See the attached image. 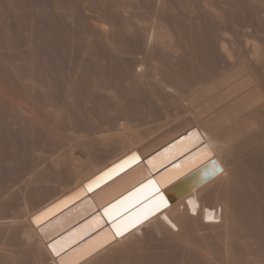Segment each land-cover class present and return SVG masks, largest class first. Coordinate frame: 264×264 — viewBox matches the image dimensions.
Wrapping results in <instances>:
<instances>
[{
    "label": "bare ground",
    "instance_id": "1",
    "mask_svg": "<svg viewBox=\"0 0 264 264\" xmlns=\"http://www.w3.org/2000/svg\"><path fill=\"white\" fill-rule=\"evenodd\" d=\"M36 1L39 2L38 7H43L42 0ZM32 2L35 3V0ZM70 2L72 3L73 0ZM58 3H54L55 7L52 6L56 12L64 2L60 5ZM81 4L77 6L84 5ZM73 5L71 8L75 7ZM38 7L29 5L27 0H0V133L2 132L0 136L6 135L5 140L13 137L20 143L34 144L36 140L44 143L43 145L50 143L49 148L52 144L56 146V151L54 155L47 156L48 153L47 157L40 156L39 162L34 163L26 172L19 174L20 171H16L17 177L11 180L10 177L7 178L8 173L7 175L0 173L9 179L7 182L5 178L0 177L7 182L6 184L3 181L6 186L0 187V264H264V208L260 205L258 198L252 196L256 194L254 189L251 196L249 194L252 191V182L255 180L257 183L261 180L259 185L263 187L262 193L263 178H259L257 172H255L256 175L249 172L247 174L244 169L246 157L258 158V160L260 157L264 162V38L262 36L261 44L258 39H261L262 34L259 35L258 32L259 38L250 37L251 40L250 38L242 39V36L236 37V35L239 36L236 33L237 21L242 20L254 25L262 23L261 26H263L264 0H102L100 5L94 6L96 14L94 18L105 24V28L93 26L94 30L89 24L94 18L90 16L91 20L87 18L82 20V8V12H71V15L68 9L74 10L68 8L70 6H67L66 13L60 10L61 7L59 14L62 15L61 11H63V15H68L69 18L79 14L83 24L85 20L89 21L91 29L86 26L87 23L84 24L85 26L82 24V28L87 27L90 31L92 30L91 32L106 46H110L111 50L112 47L114 51L119 49L114 46L121 40L119 38L120 40L116 41L121 34L127 35L133 42L137 41L135 42L138 43L137 46L140 44L138 40H141L143 45L141 48L148 52V54L145 53L147 58L139 62L140 70L135 71L136 69L131 68L134 72L129 82L133 87L128 86L129 89L127 88L126 91L123 89L124 92L120 89V85H117L119 80L118 82L114 80L117 82L116 86H113L114 82L110 85L109 78L106 79L107 76L104 74L105 70L104 73L102 72L103 76H106L104 79L103 76L102 79L97 78V70H95L97 73L94 71L97 76L93 74L94 72L85 70L88 75H86L87 72L83 74L89 79L82 74V77L80 76L81 79L84 77L86 81L90 80L88 81L90 86L87 88L84 86L85 89L82 88L83 82L80 81L77 73L76 78L73 75H68L70 78H67V75V77L64 74L61 75V69L60 75L67 79L62 80L63 78L58 76L57 79L55 74L59 71L55 73L58 68L54 63L57 62V58L56 65L62 66L63 63H59L60 54L53 57L55 52L51 54L49 52L47 54L52 56L50 57L41 50L44 30L40 27L43 22L41 14L45 11L39 10ZM76 9L74 12L79 11L78 7ZM52 10L53 8L50 11L48 9L46 13L52 14ZM233 13H237V16ZM79 16L76 19H80ZM87 16L89 18V14ZM66 17L64 19L69 20ZM178 18L185 23L180 22L181 25H179L180 19L176 21ZM203 18L211 21L209 23L205 21L204 24L214 23V28L217 30L211 28L212 25H209L210 27L202 25ZM49 19L53 20L52 23H56L54 18ZM76 19L72 18L74 21ZM78 21L79 24L80 20ZM72 22L71 24L74 23ZM78 24L76 22L74 26ZM216 24L223 28L217 27ZM90 31V35H87L86 31L87 34L83 36L91 37ZM233 31H236L235 37ZM205 32L208 33V37L206 35L202 37ZM248 34L251 35V32ZM195 36L202 37L204 42L199 40L203 43L201 47L197 43L199 37ZM90 41L96 42L94 39ZM135 46L134 44L133 49L141 50L140 46L138 47L140 49ZM106 49L105 51L108 52V48ZM126 49L125 47V50L123 48L121 51L126 53ZM82 52L79 55L84 54ZM128 52L126 54L129 57L131 54L129 55ZM163 52L170 53L169 57L173 54L181 58L180 60L187 61L183 64L177 63L180 67L186 63V67L193 69L196 65L195 68H199L204 62L200 61L204 58L196 64L192 63V60L193 57L203 54L210 55L211 58H215L214 60L220 59L222 62L217 60L215 63L218 64L219 61V64L223 63L224 67L222 66L217 73L213 71L216 75L211 73L207 77L200 75L199 78L193 76L189 80V76L179 74L177 65H172L176 67H173L175 71H171L173 69L170 70L171 67L169 71L163 69L168 62L175 64L178 57L176 61L173 59L174 63L173 60L171 62V58L168 61V55L165 54L168 62L164 60L166 62L163 63L164 65L156 64L155 60L149 58L150 55L154 58L157 54L156 61L159 63L162 58L159 54ZM118 53L116 55H119ZM55 54L57 55L58 52ZM71 57L68 60L70 59L72 64H76V60L80 59L74 60L77 56ZM92 58L95 59V57ZM88 60L91 59H86ZM198 60L195 61L198 62ZM86 61H84L86 67L92 64L93 67L98 66L97 62L89 61L88 64ZM128 61L125 62L128 64ZM105 64L109 67L108 63ZM54 66L56 70L53 69ZM73 66L75 70L76 66ZM204 67L208 68V66ZM71 69L73 71V68ZM64 72L66 74V70ZM77 72L80 70L78 69ZM120 73L118 71V76L121 75ZM124 76L126 75L122 78ZM90 78H93V81ZM170 79L174 80L175 84H172L173 81L170 82ZM150 82L151 88L146 89L150 86L147 85ZM152 82L157 84L156 87H152L154 85ZM59 85L64 89L61 90ZM138 86L144 88V94L146 93L149 97L145 100L147 103L145 101L141 103L144 98L141 95L142 92L139 93L141 96L138 94L142 90V88L139 90ZM88 88L89 91H87ZM133 88H138L137 93H134ZM122 92L124 94L127 92L128 97H135L138 94L141 100L135 99L140 102H137V105L132 103L136 106L131 107V101L134 98L129 97L132 100L130 103L126 102L127 94L125 97ZM98 97L102 98L99 100ZM95 98H98V103L93 102V104L103 109L111 120L107 119L108 122H105L101 119V124L96 123L97 121L94 123L90 119L91 114L87 115L89 120L84 119L87 123L82 126L79 122L82 118L79 119L78 115H82L81 109L92 105L88 102L92 103L91 101ZM102 99L108 102L101 103ZM81 104L82 108H80ZM87 109L89 111L92 108ZM76 112L79 114L75 115ZM85 114L82 115L83 118ZM183 136L186 137L182 141L161 152ZM0 139L3 141V137ZM39 142H37L38 145H41ZM9 143L12 144V141ZM15 143L10 146L18 145ZM31 146L30 149H32ZM11 147L10 149L1 148V151L4 150L6 154L2 153L8 157V153L10 154L13 149ZM15 148H19V145ZM27 148L29 149L28 146ZM8 149L10 152L7 153ZM30 149V153L34 154L33 149ZM133 153L140 157L138 164L134 165V163L133 167L131 165L113 174L106 181L100 182L98 186H94L92 190H95L94 192L86 189L85 186L90 181ZM191 153L193 154L189 158L183 160L186 154ZM5 155L0 156L6 159ZM7 159L6 161L1 159L4 161L1 163L9 162L10 164L12 160ZM15 159L14 161L17 160ZM258 160L257 163H259ZM192 161L196 162L190 164ZM261 161L260 166L264 164ZM186 165L187 168L183 170ZM165 167L173 169L168 176L160 171ZM199 167H201L202 182L196 183L193 180L178 182ZM126 169L128 170L124 172ZM0 170H2L1 167ZM256 176L258 180L255 179ZM113 177L115 178L112 179ZM110 179L112 180L109 181ZM149 179L155 180L161 188L167 200L166 207L118 238H113V231L109 225L103 229V234H99L95 239L89 238L72 248L93 233L94 228L102 227L107 223L106 217L102 214L105 206ZM101 185L103 186L97 189ZM247 193L248 197L245 196ZM53 202H57L55 206L58 207L50 208L51 212L48 211L49 209L42 212ZM40 212L47 215L41 216ZM251 212L252 217L253 213H257L259 218H254L257 216L254 214V220H251ZM37 216H41L39 225L35 222ZM93 216L95 218L92 221L76 228ZM51 245H55L60 252L59 256L52 251ZM70 248L72 249L69 250Z\"/></svg>",
    "mask_w": 264,
    "mask_h": 264
},
{
    "label": "rangeland",
    "instance_id": "2",
    "mask_svg": "<svg viewBox=\"0 0 264 264\" xmlns=\"http://www.w3.org/2000/svg\"><path fill=\"white\" fill-rule=\"evenodd\" d=\"M32 1H34V0H27V3H29V5H31V6L37 5V7H38L39 2H37V1L35 0V3H33ZM38 1H39V0H38ZM47 1H48V2H47ZM53 1H54V2H53ZM70 1H72V0H66V2H65L64 0H45V1L42 0V1H41L42 5H41V3H40V5L43 6V7H38L39 10H43V11H45L44 13L47 14V16H46L44 13H43L44 16H43V14H41V20L43 21V22H41V24H42L43 27H42L41 25H40V27H41V30H43L42 28H44V30L42 31L44 37L42 36V39H41V43H42L43 46H44V47H43V46L41 45L42 48L44 49V50L41 49L42 52H43L44 54H46L47 56H50L49 54H47V53H49V52H50V54L53 53V52H55V53L58 52L57 55L54 53V55H56V56L53 55V57H57V56L60 54L61 56H60V55L58 56V57L60 58V60H61V58H62V59L64 58V60H61V62H60V60H59V63H61V64L63 63L62 66H61L60 64H59V65H56V63L58 62V58L56 59L57 62L54 63V64H55V66H57L58 70H56L57 68L54 66L55 68H53V69L56 70L55 73L62 69V73H61V75H63V74H64L65 76H66V75H67V76H68V75H70V76L73 75V77H75V75H76V73H77V75H79V77H78V76H77V77H78L79 79H81L80 76L82 77V75H84L88 70H89L90 72H94L95 70H97L98 73H97L96 71H95V72L98 74L99 77H98L97 75H95V72H94L93 74H94L95 76H97V78H101V77L103 76V73H104V70H105V73H104V74H105L107 77H106L105 75H104V76L106 77V79L109 78L108 80H110V82H111L110 85L112 84V82H114V80L117 81V82H118V80H119V82H120V80H121L122 82H120V83H119V82H118V83H117V82H114V83H113L114 85H113V84H112V85H113V86H116L115 83H117L118 86L120 85L119 87H121L120 89H122V91H123V89H125V91H126L127 88H128V86H129V88H131L130 86L133 87V85L130 84L131 82H129V81H131V79H130V78H131V74L134 72L135 69H136L135 71L140 70V67H139V66H140L141 60H145V58H147V57L145 56V53L148 54L147 51H145V50H143V48H141V45H142L141 40H140V39L138 40V42L140 41V42H139L140 44L137 46L138 43H135V42H137V41L133 42L132 40H129V39H128L127 35H125V34H121L122 36L119 35L118 38L116 39V41H117L119 38L121 39V40L119 39L120 41H118V43L116 42L119 46L116 45V46H114V47H117V48L119 47V49H120V48H122V49H120V51H119V49L117 50V48H116L117 51H114L115 49L112 47V50L114 51V52H113V51L109 48L110 46H109V47L106 46L104 43H102V42L100 41V39H99L98 37L95 36L94 33L91 32L92 30H94L95 27H97V28H102V29L105 28V24L101 23L100 21H98L97 19L94 18V17H96V14L94 13V12H95V10H94V6H95V5H100V4L102 3V0H93V1H95V3H93L92 0H81V1L77 0V1H79V3H75V2H77L76 0H75V1L73 0L72 3H71ZM44 2H46V4H43ZM51 2H53L52 4H54V3H58V2H59L58 5H60V4H62V3L64 2V3L62 4V5H64V6L61 5V7L64 8V9H62V8L59 6V7L61 8V9H60V8H59V9H60V10H63L64 12H65V11L67 12V10H66V9H67V6H70V7H68V8L73 9L74 11L77 10L76 8L78 7V10H79V11H76V12L71 11V10L68 9V11H70V14H71V12H72V13L82 12L81 10L83 9V13L81 14V15H82V20H83V18H85V19L87 18L88 20H89L91 17H92V19L94 18L93 20L90 19V20H91L90 22L87 21V20H85V23H84V24H86V23L88 24V22H89L90 26H92V30L90 31L91 27L89 26V24H88V25L86 24V26H87V27L89 26L90 29L87 28V27H84V28H87V29L82 28V24H83V23H82V21H81V16H79V14H78L77 16L74 15V17H72V16H70V17H72V18L75 20L76 17L79 16L80 19H79V18H77V19L80 20V23H79L80 25L78 24L79 21H78L77 19H76V21H74V20H72V18H69L68 15H66L67 17L64 16V15H63V13H64L63 11H61V12H62V15L58 13V12H59V9H58V12H56V9L54 10L55 4L52 5ZM81 2H82V4H84V5H82ZM49 4H51V5L49 6ZM66 4H67V5H66ZM72 4H74L73 6H75L76 8H75V7H74V8H71V7H72ZM78 4H81L82 6H80V5L77 6ZM44 5H45V7H44ZM87 5H88V6H87ZM46 6H47V7H46ZM52 6H54V7H52ZM83 6H86V7H83ZM48 7H49V8H48ZM50 7H51V9L53 8V10H52V14L54 13L53 15L50 14L51 12H49V13L47 12V13H46V11H48V9H49V11L51 10ZM42 8H43V9H42ZM45 8H46V10H44ZM79 8H80V9H79ZM81 8H82V9H81ZM61 12H60V13H61ZM66 12H65V13H66ZM85 12H86L87 14H89V18H88L87 14H86ZM236 12H237V11H236ZM238 12H240V11H238ZM56 13H57V15H55ZM68 14H69V12H68ZM83 14H84V16H83ZM233 14H235V13H233ZM263 14H264V10H263ZM49 15H51V16L55 19V20H54V21L56 22L55 24L51 22V21H53V20H50L49 18H51V19H53V18H52L51 16H49ZM58 15H59V16H58ZM71 15H72V14H71ZM85 15H86V17H85ZM235 15L237 16V13H236ZM238 15H240V13H239ZM48 16H49V18H48ZM60 16H61V17H60ZM62 16H64V17L62 18ZM90 16H91V17H90ZM43 17H45V18H43ZM65 17L68 18L69 20L71 19L70 21H71V22L73 21L74 23L72 22L73 24H71V22H70L69 20H67V19H66V20H67V21H66V20L64 19ZM47 18H48L47 21L50 22L51 25L53 24L52 26H50V24H49L48 22H46V19H47ZM57 19H58V20H57ZM179 19H180V20H179ZM201 19H202V17H201ZM201 19H199V20H201ZM204 19H205V18H203V23H202V20L200 21V22L202 23V25L204 24L205 21H208L207 23L211 22L210 20H207V18H206L205 20H204ZM96 20H97V21H96ZM178 20H179L178 24L181 25V23L183 22V20H182L181 18H178L176 21H178ZM57 21H59V23H58ZM62 21H63V23H66V24H63ZM65 21H66V22H65ZM68 21H69L70 23H69ZM76 22H77V24H78V25H77L78 27H77V26H74V25H76ZM91 22H92V24H91ZM180 22H181V23H180ZM241 22H242V23H241ZM183 23H185V22H183ZM183 23H182V24H183ZM197 23H198V22H197ZM205 23H206V22H205ZM236 23H237L236 25H237L238 27H240L241 25H242V26H241L240 28H238V27L235 25L236 28H237V29L235 28L237 32H236V31H233V32H234V37H235V34H236V33L239 34V36L236 35V37H239V38H240V37L242 36V37H241L242 39H243V38H244V39H247V38L249 39L250 37H254V36H255V37L257 36V37L259 38V35L262 34V35H261V39H260V38H259V39L256 38V40H257V39L260 40V43L262 44L261 40H263V38H264V23H263V26H261L262 23H261V25H260V24H256V25H254V24H252V23L249 24L248 22H245V21H242V20L239 21V22L237 21ZM238 23H239V24H238ZM240 23H241V24H240ZM247 23H248V24H247ZM84 24H83V26H85ZM245 24H246V25H245ZM64 25H66V26H64ZM67 25H68V27H67ZM204 25H206V26L212 25L211 28L215 29V28H214V23H211V24H204ZM216 25H217V24H216ZM216 25H215V27H216ZM239 25H240V26H239ZM243 25H244V26H243ZM45 26H46V27H45ZM54 26H55V27H54ZM63 26H64V28H63ZM79 26H80L81 28H80ZM93 26H95V27H93ZM249 26H250V27H249ZM259 26H260L261 30H260ZM13 27H14V29H15V25H14ZM51 27L54 28V30H53ZM60 27H61L62 32H61V30H59ZM65 27H67V28H65ZM69 27H70V28H69ZM110 27H111V26H110ZM209 27H210V26H209ZM217 27H221V25H220V26L217 25ZM217 27H216V28H217ZM46 28H47V29H46ZM50 28H51V29H50ZM62 28H63V29H62ZM73 28H74V29H73ZM76 28H77V29H76ZM79 28H80V29H79ZM222 28H223V27H221V29H222ZM245 28H247V29H245ZM249 28H251L252 30L249 29ZM253 28H255V29H253ZM45 29H46V32H45ZM57 29H58L59 31H58ZM67 29H68V30H67ZM218 29H219V28H218ZM248 29H249V30H248ZM256 29H257V30H256ZM258 29H259V30H258ZM72 30H73V32H71ZM74 30H76V31H74ZM78 30H79V31H78ZM80 30H81V31H80ZM84 30H85V31H84ZM215 30H217V29H215ZM250 30H251V31H250ZM50 31H51V32H50ZM52 31H54V32H52ZM66 31H69V32H66ZM86 31L88 32V34L86 33ZM89 31L91 32V35L94 36L95 38H94V37L91 38L92 36H91V37L89 36L91 39H90L89 37H87V35H90V34H89ZM240 31H242L243 34H242V32H240ZM252 31H253L254 33H253ZM70 32H71V33H70ZM74 32H75V34H74ZM76 32H77V33H76ZM80 32H81L82 34H81ZM235 32H236V33H235ZM245 32H246L247 34H246ZM249 32H251V35H252V33H253V35L251 36L250 34H248ZM257 32H258L259 35L257 34ZM259 32H262V33H259ZM54 33H55V34H54ZM85 33H86L87 35L83 36V34H85ZM59 34H61V35H59ZM73 34H74V35H73ZM77 34H79V36L76 37ZM93 34H94V35H93ZM207 34H208V33L205 32V34H204L202 37H204L205 35L207 36ZM45 35H46V36H45ZM123 35H124V36H123ZM246 35H248V36H246ZM249 35H250V36H249ZM66 36H67V37H66ZM72 36H73V37H72ZM74 36H75V37H74ZM120 36H121V37H120ZM200 36H201V35H200ZM243 36H244V37H243ZM262 36H263V38H262ZM55 37H56V38H55ZM195 37H199V36H195ZM202 37H199V39L197 38L198 42H197V40H196V42L198 43V45H199L200 47H201L202 44H203V43L201 42V41H203V40H202ZM207 37H208V36H207ZM245 37H246V38H245ZM67 38H69V39H67ZM70 38H71V39H70ZM126 38H127V39H126ZM72 39H73V41H72ZM87 39H88V40H87ZM93 39L96 40V42H95V41H93V42L90 41V40H93ZM194 39H196V38H194ZM55 40H56V41H55ZM98 40H99V41H98ZM199 40H201V41H199ZM250 40H251V38H250ZM252 40H253V39H252ZM254 40H255V39H254ZM61 41H63V42H61ZM86 41L88 42V44H86V43H87ZM66 42H67V43H66ZM69 42L71 43V45H70ZM83 42H84L85 44H83ZM90 42H91L92 44H91ZM119 42H120V43H119ZM123 42H124V43H123ZM199 42L201 43V45H200ZM203 42H204V41H203ZM263 42H264V40H263ZM64 43H65V44H64ZM100 43H102V44H100ZM129 43H130V44H129ZM132 43H133V44H132ZM44 44H45V45H44ZM72 44H73L74 46H72ZM75 44H76V45H75ZM94 44H95V45H94ZM123 44H124V46H123ZM134 44L137 46V49H140V48H141L142 51H141V50L139 51V50L133 49ZM85 45H86V47H85ZM99 45H101V47H100ZM129 45H131V46H129ZM79 46H80V47H79ZM81 46H82V47H81ZM89 46H91V47H89ZM102 46H103V48H102ZM136 46H135V48H136ZM139 46H140V48H138ZM142 46H143V45H142ZM263 46H264V43H263ZM125 47L127 48V49H126V53H127V51H129L128 53H129V55L131 54L132 57H131V55L128 57V54H126V53H124L123 51H121V50H123V48H124V50H125ZM45 48H46L47 50H46ZM83 48H84V49H83ZM106 48H108V50H109V51H108L109 54H107L108 52H106V51H107ZM90 49L92 50V53H91V50H90ZM103 49H104V50H103ZM105 50H106V51H105ZM135 50H136V51H135ZM44 51H45V52H44ZM66 51H67L68 53H71L72 55H71V54H68ZM69 51H70V52H69ZM82 51H83V52H82ZM85 51H86V52H85ZM89 51H90V52H89ZM102 51H105V52H102ZM137 51H138V53H137ZM143 51H144V52H143ZM60 52H61V53H60ZM81 52L84 53V54H80V55H79V53H81ZM87 52L89 53L90 56H89V55H85V54H87ZM93 52H94V54H93ZM99 52H102V53L99 54ZM115 52H117V53L119 52L118 54L120 55V57H118L119 55H116L117 53L115 54ZM63 53H64V54H63ZM65 53H66V54H65ZM74 53H75V54H74ZM110 53H111V54H110ZM113 53H114V54H113ZM122 53H123V54H122ZM150 53H151V52H150ZM96 54H97V55H96ZM124 54H125L126 56H125ZM140 54H144V55H140ZM147 54H146V55H147ZM160 54H161V55H160ZM160 54H159V57L162 56V58L164 57V59L162 60V58L160 57V58H161V59H160L161 61H160L159 63L156 61V60H157L156 57L158 56L157 54H156V56L154 55V58H153V56H151L152 53H151L150 57H149V56H148V57H149L150 59H152L153 61L155 60L154 63L159 64V65H160V64L164 65L163 63H166V62L170 61V58H171V62H172L173 59H175V61H176V60H177L176 57H178V56H173V54H172V57H171V56L169 57V54H170V53H169V54H168V53H167V54L165 53L166 55H168V58H169V60H168V58L165 59V57H167V56L164 54V52H163V53H160ZM162 54L165 55V56H163ZM66 55H68V57H67ZM73 55H74V56H73ZM78 55H79L80 57H79ZM82 55H83V56H82ZM92 55H93V56H92ZM98 55L100 56V58L103 57L101 61H100V58H99ZM104 55H106V56H104ZM108 55H112V56H110L111 59H110V57H109ZM114 55H115V56H114ZM122 55H123V56H122ZM170 55H171V54H170ZM199 55H201V53H200ZM69 56H70V57L72 56L73 58L77 56V58H74V60H75V59H79V58L81 59V58H82L81 60H80V59H79V60H76L77 63H78V62L80 63V64H79V63H78V64L76 63V64L78 65V67L76 66L75 63L72 64V63L69 61L70 59L68 60V58H70ZM121 56H122V57H121ZM196 56H198V54H197ZM196 56H195V57H196ZM50 57H52V56H50ZM66 57H67V58H66ZM72 57H71V58H72ZM87 57H88V58H87ZM92 57H95V59H93ZM96 57H97V58H96ZM112 57H113V58H112ZM115 57H116V58H115ZM126 57H127V58H126ZM173 57H175V58H173ZM83 58H84V59H83ZM108 58H109V59H108ZM128 58H129V59H128ZM140 58H141V59H140ZM142 58H143V59H142ZM199 58H200V59H199ZM202 58H204V59L202 60ZM209 58H210L211 60H210ZM86 59H91V60L86 61ZM130 59H131V60H130ZM139 59H140V60H139ZM180 59H181V58L178 57V60H177L178 62L176 61V63H175V61L173 60V62H174L175 64H173V63L171 64L170 62L166 63V64H165L166 67H164L163 69H165V70L167 69V70L169 71V67H171V68H170V70H171L175 65H177L176 67L178 68L179 64H181V63L183 64V62L186 61V60L183 61V60H180ZM198 59H199V60H198ZM214 59H215V58H211L210 55H207V54H203V55H201V56H199V57H196V58L193 57L192 63L194 62V64H196V63H199L200 60H202V61H200V62H203V61H204V62H203V64L201 63V65L199 64L200 67H202V65H203V67H204V66H208V68H207V67H206V68H205V67H204V68H203V67H202V68H200V67H199V68H198V67L195 68V67H196V65H195V67H193V69H192V67L187 66V67H189V69H188V68L186 67V65H185L186 63H184V65H185V69H184V67H183L184 65H182L181 67H182L183 69L179 66V68H178L177 71H179V74L182 75V76H185V77L189 76V80L191 79V77L193 78V76L199 78L200 75H201L202 77H203L204 75H206V77H207V75L209 76V74L211 75V73H212L213 75H214V74L216 75L217 71L220 70V68L222 69L223 63H220V64H219V61H218V64H219V66H218V64L215 63V62H217V60H220V59H216V60H214ZM97 60H98V61H97ZM105 60H106V62H105ZM112 60L114 61V63H112V62H113ZM127 60H129V61H128V64L126 63ZM134 60H135V61H134ZM136 60H137L138 63L136 62ZM164 60H165L166 62H164ZM167 60H168V61H167ZM195 60H196V61L198 60V62H196ZM54 61H55V60H54ZM54 61H52V63H53ZM62 61H63V62H62ZM68 61H69V62H68ZM80 61H82V62H80ZM84 61H86L87 63H88L89 61H90L91 63H93V62H94V63L97 62L96 65H98V66L93 67V66H92L93 64H92V65H88V66L86 67V66H85L86 64H85ZM111 61H112V62H111ZM125 61H126V62H125ZM133 61H134V63H133ZM158 61H159V58H158ZM98 62H99L100 64H99ZM122 62H123V63H122ZM130 62L133 63V65H135V67H134L133 65L130 66V65H131ZM135 62H136V64H135ZM139 62H140V63H139ZM186 62H187V61H186ZM207 62H208L209 64H208ZM220 62H222V61L220 60ZM103 63H104V64H105V63H108V64H109V67H108V65H106V64L104 65ZM110 63H111V64H110ZM116 63H117V66H116ZM177 63H179V64H177ZM211 63H213V64H212L213 66L211 65ZM57 64H58V63H57ZM64 64H65V65H64ZM66 64H67V66H66ZM83 64H84V65H83ZM88 64H89V63H88ZM113 64H114V65H113ZM120 64H125L127 67H125V65H122V66H121ZM137 64H138V65H137ZM169 64H170V65H169ZM216 64H217V65H216ZM221 64H222V65H221ZM68 65H70V66H68ZM71 65H72V66H71ZM73 65L76 66V68H75L76 71L74 70V66H73ZM81 65L83 66L84 70H83V68H81V67H82ZM102 65H103V67H102ZM118 65H119L120 67H118ZM172 65H174V66L172 67ZM197 65H198V64H197ZM199 65H198V66H199ZM226 65H227V64H226ZM226 65H225V66H226ZM52 66H53V64H52ZM90 66H91V67H90ZM104 66H105L106 68H105ZM113 66H115V67H113ZM216 66H217V67H216ZM60 67H61V68H60ZM63 67H65V68H63ZM66 67H68V68L70 67V68H69V71H68V68H66ZM85 67H86V68H85ZM88 67H89V68H88ZM167 67H168V68H167ZM176 67H174V68H176ZM223 67H224V66H223ZM59 68H60V69H59ZM71 68H73V71H72ZM80 68H81L84 72H82V70H81ZM91 68H94V69H91ZM97 68H100V69H97ZM103 68H104V69H103ZM119 68H120V69H119ZM131 68H134V70L131 69ZM174 68H173L171 71H173V70L175 71L176 69H174ZM180 68H181V70H180ZM210 68H211V69H210ZM63 69H64V70H63ZM78 69L80 70V72H77ZM90 69H91V70H90ZM102 69H103V70H102ZM109 69H110V71H109ZM113 69H114V70H113ZM116 69H117V70H116ZM123 69H124V70H123ZM129 69H130V70H129ZM187 69H188V71H187ZM190 69H191V71H190ZM195 69H196V70H195ZM199 69H200V70H199ZM203 69H204V70H203ZM54 70H53V72H54ZM65 70H66V74H65V72H64ZM85 70H87V71H85ZM92 70H93V71H92ZM183 70H184V71H183ZM194 70H195V71H194ZM202 70H203V72H202ZM205 70H206V71H205ZM211 70H212V71H211ZM74 71H75V73H74ZM89 71H88V72H89ZM99 71H100L101 73L103 72L102 75H101V73H100ZM118 71L121 72V73H120V74H121L120 76H118V75H119V74H118ZM128 71H129V72H128ZM182 71H183V73H181ZM196 71H197V72H196ZM200 71H201V72H200ZM209 71H210V72H209ZM213 71L216 72V73H213ZM60 72H61V71H59V73H56L55 76H56V77L58 76L59 78L62 77V78H63V79L61 78L62 80L67 79V78H70L69 76H68V77L66 76L67 78L61 76V75H60ZM88 72H87L86 75H88ZM109 72H110V73H109ZM113 72H114V73H113ZM184 72H185V73H184ZM194 72H195V75H194ZM198 72H199V73H198ZM67 73H68V74H67ZM70 73H71V74H70ZM78 73H79V74H78ZM83 73H84V74H83ZM112 73H113V77L111 76ZM128 73H129V74H128ZM204 73H205V74H204ZM57 74H58V75H57ZM81 74H82V75H81ZM90 74H91V73H89V77H91ZM93 74H92V75H93ZM99 74H100L101 76H100ZM109 74H110V75H109ZM114 74H115V75H114ZM187 74H188V75H187ZM197 74H199V75L197 76ZM59 75H60V76H59ZM123 75H126L127 77L124 76V77L122 78ZM104 76H103V79H104ZM109 76H110V77H109ZM114 76H115L116 78H115ZM58 77H57V79H58ZM84 77H85V75H84ZM84 77H83L80 81L83 82L82 88L85 89V87L87 88V87L90 86V84H89V82H88V81H90V80L86 81L85 78H88V77H85V78H84ZM75 78H76V77H75ZM93 78H94V77H93ZM93 78H92V79H93ZM113 78H114V79H113ZM119 78H121V79H119ZM127 78H128L129 80H128ZM79 79H78V80H79ZM88 79H89V78H88ZM90 79H91V78H90ZM92 79H91V80H92ZM101 79H102V78H101ZM124 79H125V82L127 81V84H125ZM187 79H188V78H187ZM59 80H60V79H59ZM59 80H58V81H59ZM62 80H61V81H62ZM83 80H84V81H83ZM108 80H107V81H108ZM111 80H113V81H111ZM80 81H79V82H80ZM92 81H93V80H92ZM169 81H170V82L173 81L172 84H175V83H174V80H171V79H170ZM82 82H81V83H82ZM84 82H85V84H84ZM123 82H124L125 86H123V85H124ZM58 83H59V82H58ZM81 83H80V84H81ZM87 83H88L89 85H88ZM90 83H91V82H90ZM128 83H129V85H128ZM176 83H177V81H176ZM62 84H63V83H62ZM122 84H123V85H122ZM150 84H151V82H150L149 84H147V85H150ZM153 84H154V85H153ZM152 85H153L152 87H156L157 84L152 82ZM59 86H60V85H59ZM63 86H64V84H63ZM84 86H85V87H84ZM118 86H117V87H118ZM149 87L151 88V85L148 86L146 89H148ZM61 88H62V87L60 86V89H61ZM129 88H128V89H129ZM138 88H139V90H140L142 87L138 86ZM138 88H133V89H134V93H137ZM63 89H64V87H63L61 90H63ZM118 89H119V88H118ZM143 89H144V88H142V90L138 92V94H139L140 92H142V94H141V93H140V94L143 95L142 97L144 98V99H142V102H141V103H143V101H145V100H147V99L149 98V97L147 96L146 93L144 94ZM85 91H86V90H85ZM85 91H84V94H86V92L89 91V88L87 89L86 92H85ZM120 91H121V90H120ZM135 91H136V92H135ZM123 92H124V91H123ZM123 92H122V93H123ZM120 93H121V92H120ZM125 93L127 94V92H125ZM87 94H88V92H87ZM123 94H124V93H123ZM126 94H124L125 97H126ZM138 94H137V95H138ZM140 94H139V95H140ZM121 95H122V94H121ZM124 95H123V97H124ZM128 95H129V94H127L126 102L129 101V103H130V101L132 100V98H134V99L131 101V107L134 106V105H132V103H133V104H134V103L136 104L137 102H140L139 100H136V101H135V99H138V98H139V99L141 100V98H140L141 95H140L139 97H138L137 95H136L137 97H136V96H135V97H133V96H129V97H132V98H129ZM97 96H98V95H97ZM97 96H96V97H97ZM146 96H147V97H146ZM98 98H99V100H100V98H102V97H98ZM98 98H97V99L95 98L94 101H91L92 103L88 102L89 105H90V104H92V105H90V106H88V107H87V106H84L83 108L86 107V109H83V108L81 107V106H83L82 104L80 105V108H82V109H81V113H83V114L86 113V114H85L86 116H87V115L90 116V115L92 114V115H91L92 118L90 117V119H91L92 121H94V123L97 121L96 123L99 122V123L101 124V121H103V120H104L105 122L110 121V120H111V119H110L111 117H110L109 115H107V113H105V111H104L103 109L101 110L100 107H98V106L96 107V104H95V103H98V101H97ZM128 98H129L130 100H128ZM93 99H94V98H93ZM89 101H90V100H89ZM96 101H97V102H96ZM93 102H95V103H94L95 105L93 104ZM100 102H101V103H104V102L106 103V102H108V101H107L106 99H105V101H103V99H102V101H100ZM100 102H99V103H100ZM145 102L147 103V101H145ZM145 102H144V103H145ZM129 103H127V104L129 105ZM93 105H94V106H93ZM136 105H137V104H136ZM136 105H135V106H136ZM92 106H93V107H92ZM135 106H134V107H135ZM89 107L92 108V109H89V111H87V110H88L87 108H89ZM95 107H96L97 109H96ZM134 107H133V108H134ZM98 108H99V110H98ZM110 108H112V106H111ZM82 110H83L84 112H82ZM85 110H86V112H85ZM92 110H93V111H92ZM100 110H101V111H100ZM189 110H190V108H189ZM97 111H99L100 114L97 113ZM190 111H191V110H190ZM79 112H80V111H79ZM79 112H76L75 115H78ZM87 112H88V113H87ZM103 112H104V113H103ZM77 113H78V114H77ZM95 113H96L97 115H96ZM83 114H82V115H83ZM82 115H78V116H80V117H78V118H79V119L82 118V120H84V119L86 120V119H87L86 121L89 120V117H88V116H87L88 118H86V116H84L85 118H83ZM98 115L101 116V117L99 118ZM102 115H103V116H102ZM94 117H95L96 119H94ZM103 117H106V119H105V118L103 119ZM97 118H98V119H97ZM79 119H78V120H79ZM101 119H102V120H101ZM107 119H108V121H107ZM82 120H81V121L79 120V122L82 123V126H83V125L86 124L87 122H86L85 120H84V121H82ZM100 120H101V121H100ZM83 122H85V123H83ZM105 122H104V123H105ZM102 123H103V122H102ZM1 133H2V132H1ZM1 133H0V134H1ZM1 135H2V134H1ZM4 136L6 137V135H4ZM4 136H0L1 138L3 137V141L0 139V141H2V142L0 143V152H1L0 155H1V154H3V155L6 154L4 150L1 151V150H2L1 148H9V147H11L10 145L14 144V143L17 141V140H15L13 137H11V138H12V139H11L10 137H8V135H7L8 138H6V140H5ZM4 140H5V141H4ZM7 140H9L10 142L12 141V144H10L9 141H8V144H7ZM13 142H14V143H13ZM37 142H39V141L36 140V143L32 144L31 142H25V143H24V142H23V143L21 142V143H20V141H17L16 143H18L19 148H15V147H18V145L12 146V147H11V148H13L12 151H11L12 153H11L10 150H9L10 148L7 150V153L10 152L11 156H10L9 153H8V155H9L10 157H9V156L7 157V155H5V156L8 158V159H7V158L5 157L8 161L12 160V161L10 162V164H11L12 167H14V168H12L10 164H8L9 162H7V163L5 162V164L10 165V166H6L5 164H3L4 161H6V159L1 158V156H0V158H1L2 160H4V161H2V160L0 159V160H1V161H0V167H1V169L4 171V172H3L2 170H0V173H1L2 175H5L6 173H8V175L6 174V175L8 176L7 178L10 177V180H11V179H13V177H17V175H16V171H17V172L20 171L19 174H22V173L26 172L28 169L32 168V165H34V163L39 162V158H40V156H41V158H43V157H47V156H49V155H54V154H55L54 152L56 151V149H55L56 146H54V145L51 144V146H50V148H49L50 143L47 144V145H46V143H45V145H43L44 143H41V141H40L39 143H41V145H40V144L38 145ZM16 143H15V144H16ZM19 143H20V144H19ZM29 144H30V145H29ZM35 144H36L37 146H36ZM7 145H8V146H7ZM31 145H32V146L34 145L35 148H36V150H35V148H33L34 146L32 147ZM5 146H7V147H5ZM21 146H22V147H21ZM25 146H26V148H25ZM27 146L29 147V149H30V146H31V148L33 149L32 152H33L34 154H31V153H30L31 151H29V149L27 148ZM53 146H54V147H53ZM45 147H46V148H45ZM52 147H53V148H52ZM21 148H22V150H21ZM16 149H17V150H16ZM25 149H26V151H27V150H28V151L26 152ZM32 149H30V150H32ZM48 149H49V150H48ZM5 150H6V149H5ZM18 150H19V151H18ZM23 150H24V151H23ZM38 150H39V151H38ZM41 150H42V151H41ZM43 150H45V151H43ZM16 151H17V153H16ZM21 151H23V152H21ZM48 151H49V152H48ZM51 151H52V153H51ZM2 152H4L5 154L2 153ZM20 152H21V153H20ZM25 152H26V154H25ZM46 152H47V153H46ZM14 153H15V154H14ZM48 153H49V154H48ZM22 154H24L25 156L22 155ZM35 154H36V156H34ZM47 154H48V155H47ZM30 155H31V156H30ZM32 155H33V156H32ZM37 155H38V156H37ZM46 155H47V156H46ZM16 156H17V157H16ZM3 157H4V156H3ZM15 157H16L17 160L15 159ZM30 157H33L34 159L36 158L37 160H36V159L34 160L33 158H31V159H32V160H31ZM14 159H15L16 161H14ZM19 159H20V160H19ZM247 159H248V160H247ZM250 159H251V160H250ZM255 159L258 160V158H255ZM255 159H252L251 157H246V158L244 159V169L246 170L247 174H248V172H249V173L252 174V175H253V173L256 175L255 172H257V176H258L259 178H263L262 181H263V183H264V171H263V169H264V164H261L262 166L259 165V163H260V161H261V158H260V157H259V160H260V161L258 160L259 163H257V160H255ZM24 160H25V161H24ZM253 160H254V161H253ZM33 161H35V162H33ZM252 161H253V162H252ZM1 162H3V163H1ZM18 162H19V164H18ZM20 162H21V163H20ZM30 162H32V163H31V166H30ZM250 162H251V163H250ZM254 162H255V163H254ZM13 163H14V164H13ZM15 163H16V164H15ZM261 163H264V162L261 161ZM2 164H3V165H2ZM245 164H246V166H245ZM13 165H15V166H13ZM16 165H17V167H19V168H17ZM255 165H256V166H255ZM29 166H30V167H29ZM249 166H250V167H249ZM257 166H258V167H257ZM4 167H5L6 169H5ZM7 167H10V168L7 169ZM246 167H247V168H246ZM262 167H263V168H262ZM248 168H249V171H247ZM259 168H260V169H259ZM11 169H12V172L15 173V174H14L15 176H13V173L11 172ZM261 169H262V170H261ZM8 170L10 171V173H9ZM259 171H260V176H259ZM261 172H263L262 175H261ZM11 173H12V174H11ZM9 174H11V175H9ZM2 175H0V177H1ZM255 175H254V176H255ZM257 176H256V178H255V177H254V178L258 180L259 178H257ZM2 177L6 179L5 176H2ZM251 177H252V176H251ZM3 178H0V179H1V180H0V187H2V188H3L4 186H6L8 180H9V179H6V180H7V182H6V180H5V179L3 180ZM252 179H253V178H251V180H252ZM3 181H4L6 184H5ZM252 183H253L252 191H251V187H250V191H251V192H250L249 194H250V196H251V193L255 190L254 194H255V193H256V194H255V195L252 194V196L257 197L258 200L260 201V205L264 208V200H263V199H264V192H263L264 190H262V193H261V188H263V187H261V186L259 185V184H261V180H260V182H258V183H257L256 180H255V182L253 181ZM256 185H257V186H256ZM257 187H258V189H257ZM248 188H249V187H248ZM248 188H247V189H248ZM0 189H1V188H0ZM253 189H254V190H253ZM248 191H249V190H248ZM258 194L263 195V196L260 197V195L258 196ZM247 195H248V193H247L245 196H247ZM247 197H248V196H247ZM247 197H245V198L247 199ZM259 197H260V198H259ZM245 198H244V199H245ZM262 198H263V199H262ZM246 199H245V200H246ZM262 200H263V201H262ZM261 201H262V202H261ZM244 203L246 204L247 202H244ZM250 206H251V205H250ZM251 209H253V207L250 208L249 210L251 211ZM257 210H258V209H257ZM250 211H249V214H250ZM258 211H259V210H258ZM252 212H254V210H252ZM252 212H251V215H250L251 220H252V219L254 220V218L258 219V218H259V217H258V214H257V213H256V214L253 213V217H254L255 215H257V216H255V217L253 218V217H252ZM255 212H256V210H255ZM254 214H255V215H254ZM257 217H258V218H257ZM248 219H249V218H248ZM261 224H262V223H261Z\"/></svg>",
    "mask_w": 264,
    "mask_h": 264
},
{
    "label": "snow or ice",
    "instance_id": "3",
    "mask_svg": "<svg viewBox=\"0 0 264 264\" xmlns=\"http://www.w3.org/2000/svg\"><path fill=\"white\" fill-rule=\"evenodd\" d=\"M139 155L133 153L124 158L120 163L114 165L108 171L102 173L94 180L90 181L85 187L88 191H92L94 186H98L100 182L106 181L113 174L119 173L121 170L131 166L134 163H139ZM151 163V161H149ZM65 203V202H62ZM167 206V200L157 182L153 179L147 180L134 190L122 195L114 202L103 208V216L107 217L111 229L113 230V238L122 236L125 232L141 224L149 216L154 215L158 210ZM58 207V206H54ZM49 212L52 209L48 210ZM47 213H41L45 216ZM41 216L35 218V222L39 225ZM175 227V225H173ZM59 243V241H57ZM52 251L59 256L60 252L55 245H51Z\"/></svg>",
    "mask_w": 264,
    "mask_h": 264
},
{
    "label": "water",
    "instance_id": "4",
    "mask_svg": "<svg viewBox=\"0 0 264 264\" xmlns=\"http://www.w3.org/2000/svg\"><path fill=\"white\" fill-rule=\"evenodd\" d=\"M103 211V210H102Z\"/></svg>",
    "mask_w": 264,
    "mask_h": 264
}]
</instances>
